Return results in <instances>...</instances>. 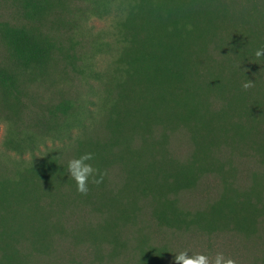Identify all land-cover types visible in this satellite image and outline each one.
I'll use <instances>...</instances> for the list:
<instances>
[{
	"label": "rangeland",
	"instance_id": "obj_1",
	"mask_svg": "<svg viewBox=\"0 0 264 264\" xmlns=\"http://www.w3.org/2000/svg\"><path fill=\"white\" fill-rule=\"evenodd\" d=\"M44 1L48 9L40 19L32 21L23 14L24 0H0V69L11 74L15 82L11 89L0 86V176L12 178L19 167L29 165L33 155L39 163L45 160L47 172L56 174L49 185L41 183L38 206L31 197L24 202L25 208L16 209L15 204L13 210L17 213L8 225L23 231L46 226L51 231L50 226L61 221L66 229L61 236L53 233L48 251L38 254L28 249V264H138L135 246L140 242L146 251L161 249L162 264H175L173 257L180 251L190 256L203 253L210 259L223 253L235 264H264L263 224L246 232L231 230L223 224L207 227L214 215L212 210L223 209L229 219L225 202L233 196L235 200L240 198L228 192L225 180L215 174H205L193 187L169 196L175 198L179 209L200 213L205 226L186 230L164 226L155 217V205L138 198L140 210L120 234L127 241V252L113 262L106 260L110 236L104 239L99 230L102 216L93 210V205L81 204L79 193L68 182L70 175L63 176L61 182L59 174L64 169L67 173L68 161L84 152H93L95 157L88 162L93 167L108 166L110 177L122 183L126 170L154 167L171 171L189 159L191 162L197 145L204 143L207 148L208 140L197 139V144L187 129H176V124L163 122L165 105L159 101L148 113L153 119L143 123L139 110L142 103L149 101L153 90L141 91L144 79L134 78L130 66L126 72L117 63L118 54L124 51L114 28L113 1L108 3L109 11L102 8L100 0ZM6 26L26 27L46 36L53 44L52 60L37 70L15 65L3 38ZM8 138L15 143L33 141L37 149L16 154L5 147ZM221 140L217 141L220 150L212 153L218 159L216 163L235 167L237 183L253 185V174L260 166L253 158L254 151L237 142L219 145ZM216 163L211 158L203 162L208 167H215ZM49 191L56 195V203L59 196H64L62 213L56 203L49 204ZM66 232H70L69 236ZM16 239L27 244L20 237Z\"/></svg>",
	"mask_w": 264,
	"mask_h": 264
},
{
	"label": "trees",
	"instance_id": "obj_2",
	"mask_svg": "<svg viewBox=\"0 0 264 264\" xmlns=\"http://www.w3.org/2000/svg\"><path fill=\"white\" fill-rule=\"evenodd\" d=\"M109 1L100 0L102 8L108 9ZM111 1L117 41L124 51L118 54L117 63L126 72L130 66L134 78L144 79L141 91L153 90L149 101L142 103L139 110L143 123L153 119L148 113L160 102L165 105L163 122L176 124V129H187L197 144V139H207L209 146L198 144L193 160L178 164L171 171L154 167L126 170L127 177L122 183L110 177L108 166L96 167L105 173L102 182L89 184V192L79 193L78 197L81 204L93 205V210L103 218L99 230L104 239L110 236L106 260L113 262L127 252V241L120 234L138 214V198L155 205V217L164 226L177 230L205 226L200 213L179 209L175 198H169L193 187L205 174L223 178L227 191L240 195L224 204L229 219L223 209H214L207 227L223 224L231 230L246 232L264 225V189H261L264 187V62L254 54L256 48L264 46V0ZM47 9L44 0H24L23 14L29 20L40 19ZM3 38L10 57L22 69H41L52 60L53 44L35 30L6 26ZM245 79L253 80V86L243 88ZM14 84L12 75L0 69V86L11 89ZM119 95L124 98L123 94ZM122 114L126 116L125 109ZM219 139H223L219 145L237 142L254 151L253 158L260 166L253 174V185L237 183L235 167L216 163L218 159L212 153L220 150ZM4 145L16 154L37 149L33 141L15 143L11 138ZM31 157L29 165L19 167L12 178L0 176V264H28L31 250L38 254L48 251L53 244V233L61 236L66 230L61 221L50 226L52 234L46 226L23 231L8 225L15 218L16 209L26 207L24 202L28 197L38 206L42 182L45 186L55 180L56 174L46 171L45 160L39 163L34 155ZM207 158L216 166H204ZM61 171L63 182V176L68 175L65 169ZM68 182L76 189L71 177ZM49 193V204L56 203V195ZM56 204L62 213L66 204L64 196H59ZM52 212L48 211L50 215ZM135 250L139 253L138 264H162L161 249L146 251L140 242Z\"/></svg>",
	"mask_w": 264,
	"mask_h": 264
},
{
	"label": "clouds",
	"instance_id": "obj_3",
	"mask_svg": "<svg viewBox=\"0 0 264 264\" xmlns=\"http://www.w3.org/2000/svg\"><path fill=\"white\" fill-rule=\"evenodd\" d=\"M255 56L259 61L264 62V46L258 47L255 50ZM253 80L245 79L242 87L247 89L252 87ZM95 157L93 152H84L83 154L70 159L67 163V174L75 182L76 191L82 195L89 192V184L99 185L105 173L100 169L93 167L88 161H92ZM175 264H235V261L230 257H225L223 253H217L214 258L210 259L203 253L188 255L186 251H180L173 257Z\"/></svg>",
	"mask_w": 264,
	"mask_h": 264
}]
</instances>
